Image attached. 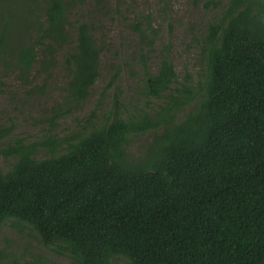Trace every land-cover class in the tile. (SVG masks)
I'll return each mask as SVG.
<instances>
[{
    "label": "trees",
    "instance_id": "16d2710c",
    "mask_svg": "<svg viewBox=\"0 0 264 264\" xmlns=\"http://www.w3.org/2000/svg\"><path fill=\"white\" fill-rule=\"evenodd\" d=\"M8 1L0 87L11 74L47 81L61 57L65 106L53 127L87 98L102 45L91 20H70L83 0ZM199 46L195 82H177L167 54L155 73L141 61L142 94L161 101L152 111L30 142L0 127V224L72 264H264V2L227 0ZM148 133L130 155L131 138Z\"/></svg>",
    "mask_w": 264,
    "mask_h": 264
},
{
    "label": "rangeland",
    "instance_id": "374dc122",
    "mask_svg": "<svg viewBox=\"0 0 264 264\" xmlns=\"http://www.w3.org/2000/svg\"><path fill=\"white\" fill-rule=\"evenodd\" d=\"M210 1L101 0V6L97 0H83L71 11L70 20L74 22L78 17L91 20L95 39L102 45L99 75L87 98L50 127L52 111L63 109L64 105L67 75L59 57L47 81L34 72L29 86L19 83L15 74L3 79L0 127L10 129L11 140L30 142L45 136L71 137L101 123L115 111L133 115L141 110L152 111L161 101L142 94L141 61L146 63L150 73H155L167 54L177 82L187 74L195 82L201 68L198 60L201 38L227 0H216L218 7H213ZM8 3L2 0L4 7ZM136 22L140 23L139 30L135 29ZM41 84H44L42 91ZM150 136L148 133L132 137L127 152L132 156L140 155ZM3 145L0 143V147ZM5 166L6 161L0 155V167ZM0 250L7 253L0 264H72L67 257L43 246L35 233L28 230L20 233L4 224H0Z\"/></svg>",
    "mask_w": 264,
    "mask_h": 264
}]
</instances>
